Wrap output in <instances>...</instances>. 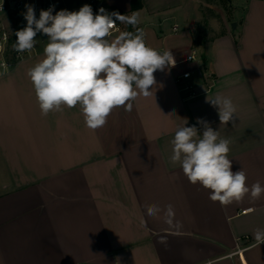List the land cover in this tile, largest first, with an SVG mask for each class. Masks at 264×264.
<instances>
[{
    "label": "crops",
    "instance_id": "0c3cea01",
    "mask_svg": "<svg viewBox=\"0 0 264 264\" xmlns=\"http://www.w3.org/2000/svg\"><path fill=\"white\" fill-rule=\"evenodd\" d=\"M211 1L141 0L136 28L147 46L171 50L175 66L154 73L153 95H138L130 112L114 108L95 130L79 105L42 115L28 76L45 58L42 43L0 72V264H264L254 239L264 194L222 206L171 162L178 119L202 134L201 118L230 141L232 171L264 186V0H231L223 22ZM58 3L134 12L131 0ZM116 22L109 39L124 31ZM184 71L193 96L176 82ZM218 95L232 100L234 125L209 102ZM151 205L161 212L148 216Z\"/></svg>",
    "mask_w": 264,
    "mask_h": 264
},
{
    "label": "clouds",
    "instance_id": "9594fccd",
    "mask_svg": "<svg viewBox=\"0 0 264 264\" xmlns=\"http://www.w3.org/2000/svg\"><path fill=\"white\" fill-rule=\"evenodd\" d=\"M25 7L27 25L15 33L13 48L18 53L30 52L38 33L48 38L45 58L28 71L42 115L59 111L62 105H79L86 126L95 130L106 124L114 108L124 107L130 112L138 95H153L150 89L156 85L154 73L175 66L171 50L160 53L146 45L143 30L136 28L139 15L135 11L122 15L100 8L94 15L92 7L85 4L78 11L60 10L55 15L52 8L41 10L37 19L34 6ZM116 21L131 25L136 31H120L109 39ZM3 67L7 71V66ZM209 102L218 108L221 124H235L236 108L230 98L218 95ZM178 120L183 125L171 141V162L180 163L190 183L209 189V199L222 206L240 202L249 193L254 200L264 194L259 182L251 188L246 186L244 171H232L227 155L230 141L220 138L219 131L201 118H197V123L203 127L202 134L195 125L187 126V119ZM146 211L151 217L161 209L151 205ZM173 215L172 206H167L165 216ZM254 239L257 244H264V230L257 229Z\"/></svg>",
    "mask_w": 264,
    "mask_h": 264
},
{
    "label": "built area",
    "instance_id": "2783aa9c",
    "mask_svg": "<svg viewBox=\"0 0 264 264\" xmlns=\"http://www.w3.org/2000/svg\"><path fill=\"white\" fill-rule=\"evenodd\" d=\"M26 5L34 6L36 18H39L41 10L53 9V15L60 10H65V8L58 3V0H0V72H6L3 65L7 66V71L13 68L21 60L30 57L35 54L38 50L39 44H43L44 48L48 43V38L42 33H38L39 39L36 37V43L33 50L18 53L14 50L13 45L16 40H12V35L8 27L2 21V16L5 14H17L24 16L23 14L27 11ZM93 13L95 12V5L91 4ZM117 26L112 30V34L119 27ZM176 29L175 27L173 28ZM110 38V37H109ZM17 39V37H16ZM194 59V53L187 56L186 60L191 61ZM191 77L190 71H184L176 77V82L180 85L181 89L188 92L189 96L196 94L191 83L186 80ZM244 212V211H243Z\"/></svg>",
    "mask_w": 264,
    "mask_h": 264
},
{
    "label": "rangeland",
    "instance_id": "374dc122",
    "mask_svg": "<svg viewBox=\"0 0 264 264\" xmlns=\"http://www.w3.org/2000/svg\"><path fill=\"white\" fill-rule=\"evenodd\" d=\"M214 2V3H213ZM212 4H214L215 8H212L211 11L209 12L210 14L213 13L214 16H216L217 18H219V20L221 22L223 16H227L228 17V7L231 4V0H212L211 1ZM228 3V4H227ZM86 4V3H85ZM84 4V5H85ZM229 5V6H228ZM207 7V6H206ZM205 7V8H206ZM224 8V9H223ZM223 9V13L219 12V10L221 11ZM206 10V9H205ZM207 12V11H206ZM208 13H206L207 15ZM221 15V16H220ZM2 21L4 22V24L8 27L10 34L12 35V40H16V35L15 33L17 31H19L20 29H22L21 27V20L19 18V16L17 14H5L2 16ZM231 26V25H230ZM124 27V31H128V25L127 24H123ZM232 27V26H231ZM39 36V35H38Z\"/></svg>",
    "mask_w": 264,
    "mask_h": 264
},
{
    "label": "trees",
    "instance_id": "16d2710c",
    "mask_svg": "<svg viewBox=\"0 0 264 264\" xmlns=\"http://www.w3.org/2000/svg\"><path fill=\"white\" fill-rule=\"evenodd\" d=\"M141 5H142L141 0H131V9H130V10H131V11L137 10L138 8L141 7ZM100 8H103V9L106 10L107 7L101 5V6L98 8V10H99ZM106 12H107V13H110L111 11H110V10H106ZM117 12H119V11H117ZM128 30L131 31V32H135V31H136V28H135V29H132V26L129 25Z\"/></svg>",
    "mask_w": 264,
    "mask_h": 264
},
{
    "label": "water",
    "instance_id": "95a60500",
    "mask_svg": "<svg viewBox=\"0 0 264 264\" xmlns=\"http://www.w3.org/2000/svg\"><path fill=\"white\" fill-rule=\"evenodd\" d=\"M231 26H232V27H235V26H236V23H235V22H232V23H231Z\"/></svg>",
    "mask_w": 264,
    "mask_h": 264
}]
</instances>
